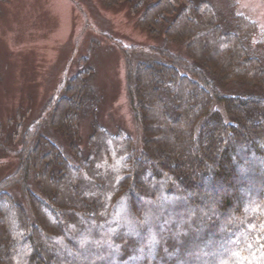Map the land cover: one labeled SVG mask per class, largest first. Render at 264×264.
Segmentation results:
<instances>
[{"label": "trees", "instance_id": "obj_1", "mask_svg": "<svg viewBox=\"0 0 264 264\" xmlns=\"http://www.w3.org/2000/svg\"><path fill=\"white\" fill-rule=\"evenodd\" d=\"M104 1H129L163 36L148 48L157 58L127 62L142 148L95 122L83 154L84 81L69 79L66 95L25 129L19 164L0 180V264H264L259 29L234 12L236 0H226L231 24L209 0ZM44 119L68 153L42 132Z\"/></svg>", "mask_w": 264, "mask_h": 264}, {"label": "rangeland", "instance_id": "obj_2", "mask_svg": "<svg viewBox=\"0 0 264 264\" xmlns=\"http://www.w3.org/2000/svg\"><path fill=\"white\" fill-rule=\"evenodd\" d=\"M209 1L231 24L233 9L227 1ZM234 12L253 21L264 38V0H236ZM162 42L163 36L141 25L129 1L109 5L104 0H0V180L19 164L25 129L66 95L69 79L77 74H82L85 87L76 138L83 154L95 122L109 133L130 136L141 149L142 129L132 112L127 62L154 60L158 56L148 48ZM168 47L177 50L180 45L172 41ZM237 84L241 82L224 87L242 89ZM44 121L42 132L68 153V139L51 120ZM215 254L207 258L215 261Z\"/></svg>", "mask_w": 264, "mask_h": 264}]
</instances>
